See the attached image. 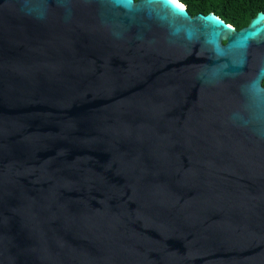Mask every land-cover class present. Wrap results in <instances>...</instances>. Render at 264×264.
<instances>
[{
    "label": "water",
    "instance_id": "obj_1",
    "mask_svg": "<svg viewBox=\"0 0 264 264\" xmlns=\"http://www.w3.org/2000/svg\"><path fill=\"white\" fill-rule=\"evenodd\" d=\"M264 13L0 0V264H264Z\"/></svg>",
    "mask_w": 264,
    "mask_h": 264
},
{
    "label": "trees",
    "instance_id": "obj_2",
    "mask_svg": "<svg viewBox=\"0 0 264 264\" xmlns=\"http://www.w3.org/2000/svg\"><path fill=\"white\" fill-rule=\"evenodd\" d=\"M189 16L212 14L235 30L245 27L257 13H264V0H177Z\"/></svg>",
    "mask_w": 264,
    "mask_h": 264
},
{
    "label": "flooded vegetation",
    "instance_id": "obj_3",
    "mask_svg": "<svg viewBox=\"0 0 264 264\" xmlns=\"http://www.w3.org/2000/svg\"><path fill=\"white\" fill-rule=\"evenodd\" d=\"M260 86L264 89V80L260 81Z\"/></svg>",
    "mask_w": 264,
    "mask_h": 264
}]
</instances>
